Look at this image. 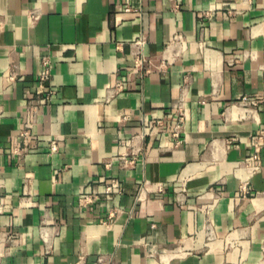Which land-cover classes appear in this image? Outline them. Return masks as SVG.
<instances>
[{"label":"crops","instance_id":"obj_1","mask_svg":"<svg viewBox=\"0 0 264 264\" xmlns=\"http://www.w3.org/2000/svg\"><path fill=\"white\" fill-rule=\"evenodd\" d=\"M0 23V264H264V0H0ZM140 38L165 68L128 79Z\"/></svg>","mask_w":264,"mask_h":264},{"label":"built area","instance_id":"obj_2","mask_svg":"<svg viewBox=\"0 0 264 264\" xmlns=\"http://www.w3.org/2000/svg\"><path fill=\"white\" fill-rule=\"evenodd\" d=\"M125 13H140V10L127 8L124 10ZM3 27V24L0 23V29ZM145 40L140 38L136 44L140 46V49L134 54V66L128 74V79L138 78L140 80L145 77L151 75L155 70H162L165 68L164 62L161 63V66H157L150 57L146 56L142 48L145 45ZM52 78V64L48 57H44L41 60V67L37 80V89L38 94H43L44 97L41 99V102H49L52 97L55 95V90L51 87H48L47 84L50 82ZM117 90H122V82L119 81L117 85ZM34 114H37L38 109L36 107H32ZM175 124L172 130V137L180 143L182 141V134L184 130V126L188 120V111L185 105L178 104L175 108ZM33 121H29L24 129L19 132L17 144L13 148V155L19 161L23 160L29 153L34 149L32 144V127ZM143 126H145V122L141 120ZM152 126L161 127L163 126V120L161 119H153L150 123ZM51 153H55L58 151V143L56 141H52L50 145ZM123 193V187L119 180L110 179L105 184L104 192L102 195L97 193L85 194L81 197V206L86 207L93 204L96 201H99L102 197L112 199L115 196L121 195ZM139 199V198H138ZM137 199V200H138ZM4 207V198L0 197V216L3 213Z\"/></svg>","mask_w":264,"mask_h":264}]
</instances>
